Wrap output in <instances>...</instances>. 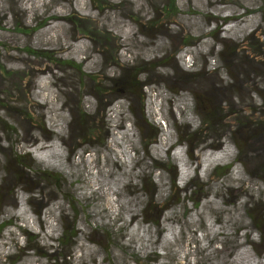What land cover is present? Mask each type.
<instances>
[{"label":"rangeland","instance_id":"obj_1","mask_svg":"<svg viewBox=\"0 0 264 264\" xmlns=\"http://www.w3.org/2000/svg\"><path fill=\"white\" fill-rule=\"evenodd\" d=\"M263 35L264 0H0V264H264L262 132L224 138L264 131Z\"/></svg>","mask_w":264,"mask_h":264},{"label":"trees","instance_id":"obj_2","mask_svg":"<svg viewBox=\"0 0 264 264\" xmlns=\"http://www.w3.org/2000/svg\"><path fill=\"white\" fill-rule=\"evenodd\" d=\"M230 18H225L223 21L225 23H229L230 22ZM264 36V35H263ZM222 42H226L225 39H221ZM239 50L242 49V46H240V48H238ZM219 54L221 56L226 54L225 49H221L219 51ZM187 75V74H186ZM190 76H193V74H190ZM148 84L145 83L144 85H142L140 88L143 87H147ZM125 95L120 96L118 100H124ZM202 100V99H201ZM201 100L199 99V101H197L198 106L200 105ZM262 111H261V116H264V96L262 97ZM245 111L243 112L244 115L241 116V113L239 114L238 112L233 113L232 117H233V121H234V126H233V130H230V135L229 136H225L224 138L226 139V137H228L234 144H232V146L230 147L229 151L230 152H234L231 153L230 155H232L231 158V162L228 164V166L226 167H231L234 164H237L239 162H241L242 158H244V145H245V141H247L249 138L250 139H256V134L259 133V131L262 132L261 136L259 137V143H258V147L261 149V144L262 141L264 139V131L260 129L262 122H252V119L254 118L253 115L251 114L253 112V110H251L249 107H245ZM246 114V115H245ZM214 112L211 111H207L206 112V118H202V123L203 126H206L207 128H203V127H199L196 131H193V133H190L191 135L196 134L197 132H203V131H210L213 130V126H214ZM145 125H148L147 121L145 120ZM203 129V131H202ZM260 132V133H261ZM186 142V141H185ZM180 137L177 138V140L173 143L174 147L176 146H184V148L186 149L187 153L190 155L191 154V147L189 146V143L186 142L187 145H184L185 143ZM151 144H154V141L151 142ZM173 146V145H172ZM227 151V150H226ZM261 152V150H259ZM229 152V153H230ZM30 153V152H29ZM29 153H26L25 155H19L21 157V159H23V157L28 156ZM259 160L261 162L264 163V155H260ZM225 167V166H224ZM224 167L222 166H218L217 164L213 167L212 172L217 171L218 169H223ZM38 168L41 169L43 168L42 165H38ZM263 179H264V174H263ZM193 180L192 178H189V180H187V183H191V181ZM178 179H173L172 181V185H174L175 183H177ZM264 182V180H263ZM177 206L180 204V201H177L175 203ZM263 205V203H261ZM145 211V210H144ZM247 211H250L247 209ZM264 215V214H263ZM248 218L250 220L251 226L253 227V231L254 232H258L260 236L264 235V217H260L259 214L255 211V208L251 209V213H248ZM147 220L145 219V222ZM6 227V224H1L0 225V231L3 230ZM248 231H250V229H248ZM252 231V232H253ZM24 233V231H23ZM77 233H73L70 235H67L66 232L62 231L61 232V237L59 238V242L61 241L62 244L65 243V240L68 241L71 238H75ZM26 235H28V233H26ZM249 235H247L248 237ZM62 239V240H61ZM251 244V242H250ZM54 261V263L56 262V257H53L52 259L50 258L49 261Z\"/></svg>","mask_w":264,"mask_h":264},{"label":"bare ground","instance_id":"obj_3","mask_svg":"<svg viewBox=\"0 0 264 264\" xmlns=\"http://www.w3.org/2000/svg\"><path fill=\"white\" fill-rule=\"evenodd\" d=\"M47 70V68L46 67H44V68H42V69H39V71H46ZM36 143V141H33V144H35ZM88 164H90V160H88Z\"/></svg>","mask_w":264,"mask_h":264},{"label":"clouds","instance_id":"obj_4","mask_svg":"<svg viewBox=\"0 0 264 264\" xmlns=\"http://www.w3.org/2000/svg\"><path fill=\"white\" fill-rule=\"evenodd\" d=\"M175 148H179L180 149L181 147L180 146H176Z\"/></svg>","mask_w":264,"mask_h":264}]
</instances>
